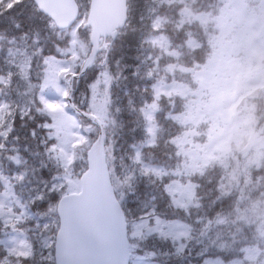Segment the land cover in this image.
I'll return each instance as SVG.
<instances>
[{
  "label": "trees",
  "instance_id": "trees-1",
  "mask_svg": "<svg viewBox=\"0 0 264 264\" xmlns=\"http://www.w3.org/2000/svg\"><path fill=\"white\" fill-rule=\"evenodd\" d=\"M77 2L84 22L89 0ZM221 4L222 0H127L125 26L74 82L75 104L95 114L102 123L106 159L127 221L131 252L148 256L151 264H211L207 259L264 264V157L258 165L247 162L244 146L230 139L224 163L211 162L202 171L182 177L183 182L194 184V195L190 205L179 207L166 190L173 178L170 171L181 160L172 139L183 129L167 116L180 106L178 99L173 108L170 99H158L152 142L148 130L146 109L155 100V85L168 74L164 67L175 62L172 55L153 43V38L165 35L170 49L180 54L178 62L182 65L204 63L212 55L205 35L198 24H179L180 8L188 5L193 11L213 10V14ZM69 29L58 30L33 0H0V75L7 74L0 83V99L11 108L10 127L7 131L0 129V174L11 180L26 210L17 228L25 232L28 242L22 257L7 255L0 245V264H53L51 254L39 243L44 234L53 237L57 228V222L45 223L57 217L55 206L63 193L50 187L57 176L79 178L86 169V151L97 135L95 124L76 115L80 138L72 143L67 163L61 164L59 152L50 149L51 142L42 131L47 119L35 108L37 103L30 94L26 98L27 111H20L24 89L16 72L7 67L8 49L25 48L31 55L29 82L34 86L40 80L45 57L63 56L70 41ZM76 33L84 47L74 66L70 67L71 59L65 57L69 75L80 70L90 49V29L81 24ZM191 38L203 46L193 48L189 45ZM176 79L185 81L178 75ZM60 82L67 91L66 79ZM92 85L97 86L96 90ZM260 126L264 128V124L255 125ZM149 165L167 173L159 176ZM153 215L185 224L187 231L180 244L170 235L151 234L142 239L132 236L133 223ZM7 229L0 220V237ZM252 249L260 250L256 258L248 257Z\"/></svg>",
  "mask_w": 264,
  "mask_h": 264
},
{
  "label": "rangeland",
  "instance_id": "rangeland-1",
  "mask_svg": "<svg viewBox=\"0 0 264 264\" xmlns=\"http://www.w3.org/2000/svg\"><path fill=\"white\" fill-rule=\"evenodd\" d=\"M212 12L206 9L193 11L188 5L180 8L179 24H198L205 35L206 45L212 55L204 63L182 65L178 62L180 54L170 49L165 35L153 38V43L162 48L165 54L172 55L175 62L164 67L168 74L159 78L155 85V100L146 109L148 130L152 142L158 99L161 96L170 99L172 108L176 106L175 99H178L180 106L176 111L168 112L167 116L183 129L172 139L181 160L170 171L173 178L166 185V190L173 204L180 207L192 203L194 189L193 184L183 182L182 177L202 171L211 161L224 163L230 139L244 146L243 154L247 162L258 165L264 157V128L255 127L264 124V94H260V91H264V0H222L220 9ZM82 23L79 20L68 28L70 41L62 57H45L40 80L34 86L29 82L31 55L26 49L11 46L6 56L7 67L12 73L16 72L17 80L24 89L20 111H27L29 104L26 98H30V94L37 103L35 108L42 111L47 119L41 126L42 131L51 142L50 149L59 152L57 158L61 164L67 163L71 144L80 138L77 119L66 109V101L63 100L66 89L60 79L70 76L69 63L65 57L71 59L70 67L80 59L78 54L84 43L77 37L76 31ZM189 45L193 48L203 46L195 38L190 39ZM169 75L174 77L167 78ZM175 75L185 81L176 79ZM6 76L0 75V83L5 81ZM96 87L91 86L95 90ZM258 97L256 103L249 101ZM9 110L10 104L1 98L0 129L4 131L10 127ZM149 167L159 176L167 173L161 167ZM0 183V220L8 226L0 237V243L7 255L22 257L26 254L27 242L24 232L17 228V223L27 214L14 192L11 180L0 174ZM78 189L79 180L67 175L55 177L50 187V190L63 194ZM50 222L58 224V218H49L45 225L52 224ZM131 229L135 238L142 239L151 234L170 235L178 244L187 231L184 223L157 215L135 221ZM39 243L50 254L54 237L44 234ZM247 254L248 257L256 258L260 250L252 249ZM148 259L146 255H133L131 252L129 264H151ZM206 261L211 264H237L217 259Z\"/></svg>",
  "mask_w": 264,
  "mask_h": 264
},
{
  "label": "water",
  "instance_id": "water-1",
  "mask_svg": "<svg viewBox=\"0 0 264 264\" xmlns=\"http://www.w3.org/2000/svg\"><path fill=\"white\" fill-rule=\"evenodd\" d=\"M57 28L70 26L79 16L75 0H33ZM127 20V0H90L84 26L90 27V50L80 71L68 79V109L98 126L87 151V169L80 177V191L63 195L56 206L59 228L55 236V264H129L127 224L111 184L100 121L78 109L71 100L72 82L92 66ZM102 42L100 43V39Z\"/></svg>",
  "mask_w": 264,
  "mask_h": 264
}]
</instances>
